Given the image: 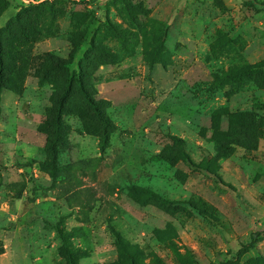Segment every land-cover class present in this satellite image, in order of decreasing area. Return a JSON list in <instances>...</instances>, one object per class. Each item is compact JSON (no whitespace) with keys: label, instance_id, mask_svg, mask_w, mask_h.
<instances>
[{"label":"rangeland","instance_id":"1","mask_svg":"<svg viewBox=\"0 0 264 264\" xmlns=\"http://www.w3.org/2000/svg\"><path fill=\"white\" fill-rule=\"evenodd\" d=\"M243 1L0 0V264H220L264 228V10Z\"/></svg>","mask_w":264,"mask_h":264},{"label":"trees","instance_id":"2","mask_svg":"<svg viewBox=\"0 0 264 264\" xmlns=\"http://www.w3.org/2000/svg\"><path fill=\"white\" fill-rule=\"evenodd\" d=\"M246 9H251L254 12H260L264 10V0H246L242 2ZM5 9V5L0 9V12ZM71 78L65 80L64 85L57 96L53 112L50 120L47 122L50 131V138L46 141V148L49 151L51 157L55 156L56 145L61 144V134L62 131L67 128V125L62 121L61 115L63 110V102L70 93L71 88ZM79 90L82 94L84 101L90 107L92 113L97 118L100 126V144L105 145L108 140L109 128L111 123L107 116L104 114L103 110L98 107L97 100L93 99L86 88L79 84ZM264 234V228L256 233V236L251 237V239L239 246V248L234 252L233 257L230 260L224 261L220 264H238L239 257L247 251V249L252 248L254 243L257 241L260 235ZM67 264H74L72 256L68 253L66 255Z\"/></svg>","mask_w":264,"mask_h":264}]
</instances>
